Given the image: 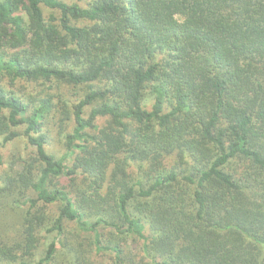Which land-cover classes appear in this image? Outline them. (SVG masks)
<instances>
[{
	"label": "trees",
	"instance_id": "16d2710c",
	"mask_svg": "<svg viewBox=\"0 0 264 264\" xmlns=\"http://www.w3.org/2000/svg\"><path fill=\"white\" fill-rule=\"evenodd\" d=\"M3 79L84 91L52 153L53 97L0 84V148H28L0 175L26 206L0 264L58 242L68 264H264V0H0Z\"/></svg>",
	"mask_w": 264,
	"mask_h": 264
},
{
	"label": "rangeland",
	"instance_id": "374dc122",
	"mask_svg": "<svg viewBox=\"0 0 264 264\" xmlns=\"http://www.w3.org/2000/svg\"><path fill=\"white\" fill-rule=\"evenodd\" d=\"M60 1L70 4L74 3L76 0ZM42 9L47 19L51 15L55 17L58 16L57 12L54 10L47 9L44 6ZM75 24L77 26L84 25L82 22H77ZM0 84H4L8 88H14L16 93H21L24 97L31 95L36 97H47L51 95L53 97L54 103L57 104V108L56 112L49 117L48 130L51 129L50 136L53 139V144L51 145L50 150L52 153L61 152L62 145L59 142V126L60 124H63L65 128L68 127L66 132H70L71 128L73 127L71 106L73 103H75V99L72 97L74 96L73 92H83L84 88L80 87L74 89L71 87V85H66L64 83L57 84L55 81L45 82L42 80L36 82L16 81L12 87L8 79H3L0 81ZM91 108L92 107L85 109V116L89 114ZM99 121L104 122L102 119H99ZM1 139L2 138H0V143ZM27 150L28 148H26L24 139L22 137H19L14 141L7 142L4 146L1 145L0 175H5L4 173L7 172V170L12 166V162L17 161L19 156L25 157ZM15 164L17 165L18 161ZM0 187L2 189L3 185L0 184ZM25 210L26 206L23 204V201H21L20 205H15L4 200L0 203V239H3L7 242H15L21 239V226L23 223L22 215ZM66 228L67 230L64 235L60 237V242H62L64 238H67V243L69 246L73 243L75 236H79L82 240L89 238V235L78 232L76 230V226L73 224H67ZM40 235L42 236L40 241L41 246L38 255H36V260L42 256L43 250L47 247V245L57 237L54 234H45L44 232H42ZM111 257L112 254L110 251H103L97 254L94 249L91 255L88 256L91 264H109ZM68 261L69 257L64 255V250L61 248L60 243L58 242L57 252L49 264H68Z\"/></svg>",
	"mask_w": 264,
	"mask_h": 264
}]
</instances>
